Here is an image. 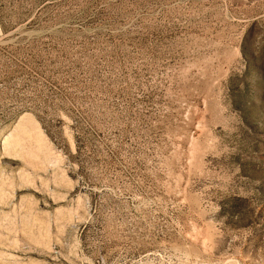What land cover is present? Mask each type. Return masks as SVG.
<instances>
[{"label": "rangeland", "instance_id": "obj_1", "mask_svg": "<svg viewBox=\"0 0 264 264\" xmlns=\"http://www.w3.org/2000/svg\"><path fill=\"white\" fill-rule=\"evenodd\" d=\"M0 264H264V0H0Z\"/></svg>", "mask_w": 264, "mask_h": 264}]
</instances>
